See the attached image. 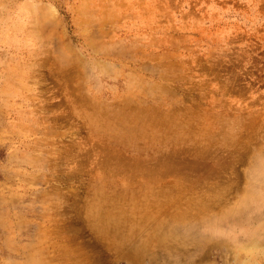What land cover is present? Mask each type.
Wrapping results in <instances>:
<instances>
[{
	"label": "rangeland",
	"instance_id": "374dc122",
	"mask_svg": "<svg viewBox=\"0 0 264 264\" xmlns=\"http://www.w3.org/2000/svg\"><path fill=\"white\" fill-rule=\"evenodd\" d=\"M245 263L264 0H0V264Z\"/></svg>",
	"mask_w": 264,
	"mask_h": 264
},
{
	"label": "bare ground",
	"instance_id": "6f19581e",
	"mask_svg": "<svg viewBox=\"0 0 264 264\" xmlns=\"http://www.w3.org/2000/svg\"><path fill=\"white\" fill-rule=\"evenodd\" d=\"M251 249H253L252 247H251ZM255 249V248H254ZM252 251V250H251ZM246 264V263H245Z\"/></svg>",
	"mask_w": 264,
	"mask_h": 264
}]
</instances>
